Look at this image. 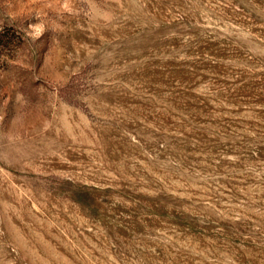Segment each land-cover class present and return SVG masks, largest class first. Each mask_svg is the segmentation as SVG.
Here are the masks:
<instances>
[{
    "label": "rangeland",
    "instance_id": "rangeland-1",
    "mask_svg": "<svg viewBox=\"0 0 264 264\" xmlns=\"http://www.w3.org/2000/svg\"><path fill=\"white\" fill-rule=\"evenodd\" d=\"M0 264H264V0H0Z\"/></svg>",
    "mask_w": 264,
    "mask_h": 264
}]
</instances>
